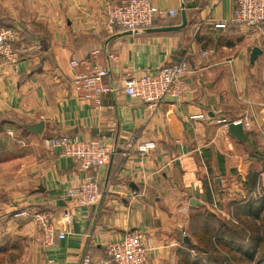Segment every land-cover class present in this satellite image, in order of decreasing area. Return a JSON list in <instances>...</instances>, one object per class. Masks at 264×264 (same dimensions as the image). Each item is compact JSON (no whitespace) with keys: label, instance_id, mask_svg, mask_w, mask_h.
<instances>
[{"label":"crops","instance_id":"obj_1","mask_svg":"<svg viewBox=\"0 0 264 264\" xmlns=\"http://www.w3.org/2000/svg\"><path fill=\"white\" fill-rule=\"evenodd\" d=\"M108 1L117 0H0V24L16 28L20 49L15 67L0 63V264H81L84 254L97 264L108 242L134 230L152 242L147 264H217L189 252H198L195 215L209 212L242 228L241 245L262 228L264 22L238 28L230 22L234 0H190L185 26L133 33L105 26ZM151 2L178 10L183 0ZM180 23L179 12L159 27ZM253 47L260 51L251 60ZM83 58L107 68L104 80L115 88L99 108L71 87L82 67L69 61ZM179 60L187 64L181 100L150 107L124 92L128 73L147 75ZM39 121L43 130L31 133ZM230 121L242 123L243 140L228 132ZM58 134L108 145L133 134L156 145L82 169L43 147V137ZM86 176L98 180L99 200L77 207L65 237L45 247L41 231L15 209L53 211L59 227L66 190ZM258 246L249 264H260Z\"/></svg>","mask_w":264,"mask_h":264},{"label":"built area","instance_id":"obj_2","mask_svg":"<svg viewBox=\"0 0 264 264\" xmlns=\"http://www.w3.org/2000/svg\"><path fill=\"white\" fill-rule=\"evenodd\" d=\"M183 0L180 9H184L187 2ZM179 10L162 9L155 6L151 0H117L108 1L103 7L105 26L108 28L122 27L130 32H141L156 20L164 16L174 17ZM230 22L238 28L253 30L264 22V0H234ZM224 22L216 23V27L224 26ZM16 28L0 24V63L16 66L20 57V49L14 44ZM94 54V53H93ZM202 55L206 51L201 52ZM72 67L81 66L82 71L72 76L71 87L82 99L95 107L102 106V97L114 91V87L104 79L108 69L92 64L91 59H71ZM187 64L184 60L163 65L152 73L134 76L128 73L124 79V92L136 97L150 107H154L165 100H181L186 93L187 84L184 74ZM248 127V123H245ZM42 145L46 150L57 151L59 157L73 159L82 169L105 167L114 155L124 158L132 154L144 155L153 148L152 140L138 141L133 134H129L122 141L108 145L101 138H79L76 135L58 134L43 137ZM101 196L98 180L90 176L77 185L69 187L65 192L67 205L60 211V224L56 227L55 213L36 207L29 209H15L16 216L30 219L33 225L42 233L43 245L50 247L55 238L62 239L66 234V226L73 222L75 209L96 203ZM57 220V219H56ZM152 242L142 231L126 232L117 240L106 244L104 255L97 259V264H147ZM191 254H196L189 249ZM91 257L84 254L81 264H92Z\"/></svg>","mask_w":264,"mask_h":264},{"label":"trees","instance_id":"obj_3","mask_svg":"<svg viewBox=\"0 0 264 264\" xmlns=\"http://www.w3.org/2000/svg\"><path fill=\"white\" fill-rule=\"evenodd\" d=\"M179 14V12L174 16L176 17ZM161 25V19L156 20L151 25L152 27H159ZM120 155H114L112 158ZM248 210H246L247 212ZM239 218V217H238ZM240 219V218H239ZM262 228L258 235L254 238V235L252 233L251 240H249V243H246L245 245H241L238 241L243 240V236L246 235L244 230L237 225H234L233 223L226 224L225 222L222 223L221 220H219L215 215L204 212L202 214L195 215L194 218H192V227L191 230L193 232V235L195 236L196 243L191 244V246L196 249L197 251L206 250L209 251V247L213 248V251L208 253L207 259L212 255V259H214L217 262L218 260H223L225 262L226 258H223L218 251H216L215 247L219 243L223 246V248L230 251L233 255V259L236 261L237 264H249V256L254 253L255 246L259 245V258L258 262L261 264H264V217L262 219ZM246 222V221H245ZM250 229V231H253L254 224L248 225L247 227ZM206 235V236H205ZM205 237V238H204ZM207 237V238H206ZM215 245V246H214ZM242 248L241 253L240 250ZM219 254V255H216ZM241 254V255H239ZM210 257V258H211ZM220 259H219V258ZM202 264V263H201ZM219 264V262H218Z\"/></svg>","mask_w":264,"mask_h":264},{"label":"water","instance_id":"obj_4","mask_svg":"<svg viewBox=\"0 0 264 264\" xmlns=\"http://www.w3.org/2000/svg\"><path fill=\"white\" fill-rule=\"evenodd\" d=\"M190 5H191V3L187 2L185 7H189ZM180 14H181V23L179 25L150 27V28H147L145 30H147V31H166V30H172V29L183 27L186 24L185 8L181 10ZM259 51H260L259 48L253 47L251 50L250 59L253 60L255 58V56L259 53ZM43 126H44V123L42 121H39L37 123L29 125L28 130L31 133H40L43 130ZM227 130L230 134H232L233 136H235L238 139L243 140L245 138V133L243 131L241 122H234V121L228 122Z\"/></svg>","mask_w":264,"mask_h":264},{"label":"rangeland","instance_id":"obj_5","mask_svg":"<svg viewBox=\"0 0 264 264\" xmlns=\"http://www.w3.org/2000/svg\"><path fill=\"white\" fill-rule=\"evenodd\" d=\"M180 9V8H179ZM178 9V10H179ZM182 10V9H181ZM181 10H179L178 12H181ZM177 12V13H178ZM144 31V30H143ZM16 39V38H15ZM16 41V40H15ZM14 41V44L16 43ZM16 45V44H15ZM17 46V45H16ZM223 223V222H222ZM245 225H247V227H248V225H250V223H248V222H245ZM252 225V224H251ZM206 236V235H205ZM205 238V237H204ZM207 238V237H206ZM215 246V245H214ZM215 249H216V251H218L221 255H223V256H221V257H223V258H226V261H230L229 262V264H237L236 263V261L233 259V254L230 252V251H228L227 249H225V248H223V246L221 245V244H217L216 245V247H215ZM210 252H212L213 251V248L212 247H209V249H208ZM209 251H207L206 250V252H205V250L203 251V250H201L200 252L198 251V252H196V255H200V256H202L203 258H204V260H205V256H208V253H209ZM208 252V253H207ZM214 252V251H213ZM216 255H219V254H216ZM211 256H213V253H212V255ZM210 256V257H211ZM213 257H215V256H213ZM219 258V257H218ZM220 259V258H219ZM206 261H208V260H206ZM203 263H204V261H202ZM218 262H219V264H225L224 263V261L223 260H218L217 259V264H218ZM253 263V262H252ZM215 264V263H214ZM246 264V263H245ZM261 264V263H260Z\"/></svg>","mask_w":264,"mask_h":264}]
</instances>
